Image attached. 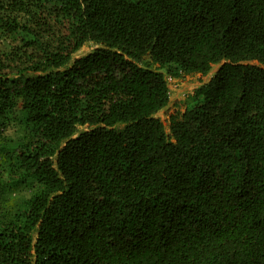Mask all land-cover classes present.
<instances>
[{
    "label": "trees",
    "instance_id": "16d2710c",
    "mask_svg": "<svg viewBox=\"0 0 264 264\" xmlns=\"http://www.w3.org/2000/svg\"><path fill=\"white\" fill-rule=\"evenodd\" d=\"M0 264H264V0H0Z\"/></svg>",
    "mask_w": 264,
    "mask_h": 264
},
{
    "label": "rangeland",
    "instance_id": "374dc122",
    "mask_svg": "<svg viewBox=\"0 0 264 264\" xmlns=\"http://www.w3.org/2000/svg\"><path fill=\"white\" fill-rule=\"evenodd\" d=\"M93 48L88 44L78 52V56L89 52ZM218 65L214 66L213 71L209 75L202 74H188L182 77H174L168 75V79L171 86V101L170 104L162 109L158 116L161 117L169 127V117L177 110H184L188 102L189 96H191L195 89L200 85L207 83L213 73L217 70Z\"/></svg>",
    "mask_w": 264,
    "mask_h": 264
}]
</instances>
